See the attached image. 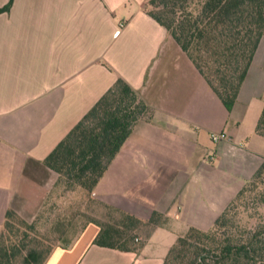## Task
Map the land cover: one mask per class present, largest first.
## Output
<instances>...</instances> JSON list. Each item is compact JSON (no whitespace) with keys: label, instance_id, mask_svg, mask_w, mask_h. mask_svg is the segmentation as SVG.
<instances>
[{"label":"crops","instance_id":"obj_1","mask_svg":"<svg viewBox=\"0 0 264 264\" xmlns=\"http://www.w3.org/2000/svg\"><path fill=\"white\" fill-rule=\"evenodd\" d=\"M251 69L229 109L146 0H14L0 13V234L9 210L37 215L58 179L44 159L123 77L152 114L91 194L143 220L157 211L161 224L122 251L94 244L100 227L88 223L45 264H164L189 228L214 226L264 160V75L251 81Z\"/></svg>","mask_w":264,"mask_h":264},{"label":"trees","instance_id":"obj_2","mask_svg":"<svg viewBox=\"0 0 264 264\" xmlns=\"http://www.w3.org/2000/svg\"><path fill=\"white\" fill-rule=\"evenodd\" d=\"M13 1L0 6V13L10 10ZM146 10L167 28L231 109L264 36V0H146ZM151 114L152 107L130 83L119 77L44 161L68 185H79L91 192L136 122ZM257 131L264 135V107ZM255 200L264 203V160L218 216L214 226L208 231L189 228L170 248L164 264H264V214L258 212L259 220L255 224L249 214L250 203ZM100 202L110 211V218L113 213L119 217L88 222L100 227L94 239V244L99 246L136 251L143 244L136 231L149 228L143 236L149 238L161 224L162 214L157 211L143 220ZM241 207L245 210H240ZM14 219L21 227L31 226L15 211L7 212L0 234V264H13L23 252L24 244L13 240ZM73 239L63 246H69ZM55 247L45 256L36 249L29 250L24 261L45 264Z\"/></svg>","mask_w":264,"mask_h":264},{"label":"rangeland","instance_id":"obj_3","mask_svg":"<svg viewBox=\"0 0 264 264\" xmlns=\"http://www.w3.org/2000/svg\"><path fill=\"white\" fill-rule=\"evenodd\" d=\"M251 68L249 80L258 79L260 73L264 75V36L260 40ZM260 97L264 101V89ZM56 181L37 215L32 220L20 217L31 226L21 227L17 219H14L16 228L13 231V240L24 246L22 254L13 264H27L24 257L29 250L36 249L45 256L51 248L63 246L67 240L75 238L91 219L105 222L110 218V211L89 190L79 185H68L65 179H60L59 174ZM240 210L244 211L245 208L241 207ZM258 212L264 214V203H257L255 200L249 207V214L254 217L251 220L253 224L259 220ZM118 217L119 215L113 213L110 219L117 220ZM148 231L149 228H142L136 231V235L140 238Z\"/></svg>","mask_w":264,"mask_h":264},{"label":"built area","instance_id":"obj_4","mask_svg":"<svg viewBox=\"0 0 264 264\" xmlns=\"http://www.w3.org/2000/svg\"><path fill=\"white\" fill-rule=\"evenodd\" d=\"M225 137H228V136H227V133L223 132V131L222 132H213L212 133V138L215 141H219L220 139L225 138Z\"/></svg>","mask_w":264,"mask_h":264}]
</instances>
